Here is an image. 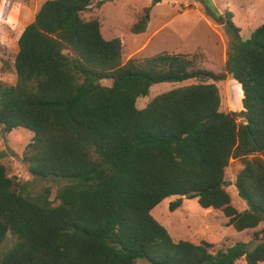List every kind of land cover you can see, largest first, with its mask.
I'll return each mask as SVG.
<instances>
[{"label": "trees", "instance_id": "obj_1", "mask_svg": "<svg viewBox=\"0 0 264 264\" xmlns=\"http://www.w3.org/2000/svg\"><path fill=\"white\" fill-rule=\"evenodd\" d=\"M105 1L46 0L3 67L17 80L0 79V130L33 131L28 173L62 183L34 191L0 161V244L11 240L0 264L264 263V23L241 39L233 12L203 0L231 37L225 67L243 90L244 109L224 112L209 82L223 75L201 66L202 52L123 61L121 39H107L95 13ZM148 9L133 33L146 30ZM189 79L199 82L137 106L152 85ZM232 158L242 210L226 180ZM171 196L170 210L196 198L237 231L254 229L251 240L175 239L152 214Z\"/></svg>", "mask_w": 264, "mask_h": 264}, {"label": "rangeland", "instance_id": "obj_2", "mask_svg": "<svg viewBox=\"0 0 264 264\" xmlns=\"http://www.w3.org/2000/svg\"><path fill=\"white\" fill-rule=\"evenodd\" d=\"M46 0H0V79L15 83L17 75L12 64L3 69L7 59L17 52V40L24 28L34 20L41 5ZM213 6L223 13L233 12V20L240 28L241 39H247L251 33L264 23V0H210ZM147 19L146 30L133 33L131 27L142 15L143 9ZM100 17L103 35L107 39L119 37L123 45V61L130 58L152 56L159 52H196L204 54L201 66L222 74L220 80L210 79L219 88L221 96L220 109L224 112L242 111L243 90L233 74L226 70L225 63L230 48L231 37L223 24L215 22L205 12L203 0H106L100 9L95 11ZM197 79L183 82H161L151 86L146 96L137 99V106L143 108L156 95L174 87L198 83ZM110 85V80L103 81ZM33 139V131L17 127L9 133L0 130V161L6 165L10 175L29 184L34 191L45 186L56 187L60 180L33 178L28 173L24 161V151ZM264 159V153L260 154ZM242 163L232 158L226 169L228 189L232 194L234 205L242 210L245 201L238 194L234 184ZM176 196L164 199L153 210L152 214L167 227L175 239L191 240L198 234L211 242L216 248L230 246L237 241H249L252 230L237 231L227 224V218L220 209L204 208L196 198H183L182 206L170 210V202ZM11 240L0 244V256L8 248ZM236 264H248L245 259ZM264 264V263H260Z\"/></svg>", "mask_w": 264, "mask_h": 264}, {"label": "water", "instance_id": "obj_3", "mask_svg": "<svg viewBox=\"0 0 264 264\" xmlns=\"http://www.w3.org/2000/svg\"><path fill=\"white\" fill-rule=\"evenodd\" d=\"M154 1H156V2H161V1H163V0H154Z\"/></svg>", "mask_w": 264, "mask_h": 264}]
</instances>
